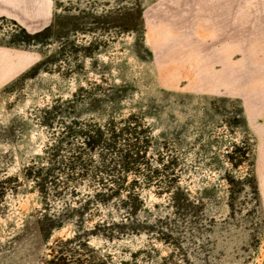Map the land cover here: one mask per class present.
<instances>
[{
  "label": "rangeland",
  "instance_id": "rangeland-1",
  "mask_svg": "<svg viewBox=\"0 0 264 264\" xmlns=\"http://www.w3.org/2000/svg\"><path fill=\"white\" fill-rule=\"evenodd\" d=\"M1 1L8 19L0 18V42L25 26L23 17L45 15L49 31L28 48L36 69L0 89V264H44L72 235L66 226L40 237L43 201L25 169L39 165L58 130L44 112L74 95L100 98L80 103L85 115L144 117L158 154L176 163L172 187L184 192L176 203L158 188H126L141 193L138 218L154 233L92 238L100 258L264 264V0ZM93 189L67 188L46 207L72 205ZM113 205L92 222L119 221Z\"/></svg>",
  "mask_w": 264,
  "mask_h": 264
},
{
  "label": "trees",
  "instance_id": "trees-1",
  "mask_svg": "<svg viewBox=\"0 0 264 264\" xmlns=\"http://www.w3.org/2000/svg\"><path fill=\"white\" fill-rule=\"evenodd\" d=\"M21 31L24 41L31 47L39 44L49 27L33 35ZM9 45L17 47L19 44ZM37 64L28 71L36 69ZM80 97L74 95L62 105L44 112L45 125L52 126L59 121L58 130L38 158L39 165L31 164L25 169V179L37 188L43 201L44 208L36 221L40 237L48 241L55 231L66 226L72 232L70 238L56 241L52 257L44 264H117L108 257L100 258L98 251L90 246V239L112 240L154 233L153 226L138 218L143 211L141 193L126 188H158V196L169 197L176 203L184 192L172 187L179 182L174 173L176 163L158 154L154 140L146 135L148 128H144V117L132 113L121 118L113 110L104 114L92 110L85 115L78 112L80 103L94 107L100 98ZM151 152L157 155L156 166L148 161L147 155ZM129 175L132 180L127 183ZM79 184L94 189L72 205L63 204L52 212L46 207L50 196L62 200L65 189L77 188ZM113 202L115 211L122 213L119 221L106 218L102 222H92L100 207ZM89 222L93 224L88 226ZM119 264L137 263L135 256H131Z\"/></svg>",
  "mask_w": 264,
  "mask_h": 264
},
{
  "label": "crops",
  "instance_id": "crops-1",
  "mask_svg": "<svg viewBox=\"0 0 264 264\" xmlns=\"http://www.w3.org/2000/svg\"><path fill=\"white\" fill-rule=\"evenodd\" d=\"M4 8V1H1L0 18L8 19ZM34 17L35 18H30L32 21L28 20L27 17H23L24 19L22 18L20 22H23L25 26L18 24V30H16L18 33H16V31L15 33L13 32L9 34L4 41L0 42V89L37 63L34 56L28 52L29 43L22 42L25 37L23 38L21 31L24 30L26 34L33 35L47 27L46 25L43 26V24H45V15L43 16V20L39 19L41 18L39 16L34 15ZM21 34L22 37H20ZM12 42L18 43L19 45L17 47L10 46L9 43L11 44Z\"/></svg>",
  "mask_w": 264,
  "mask_h": 264
}]
</instances>
